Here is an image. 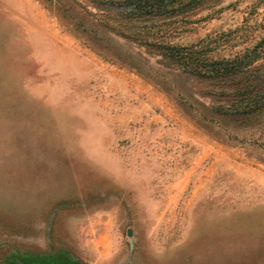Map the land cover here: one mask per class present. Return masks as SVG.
Returning <instances> with one entry per match:
<instances>
[{
    "label": "rangeland",
    "instance_id": "374dc122",
    "mask_svg": "<svg viewBox=\"0 0 264 264\" xmlns=\"http://www.w3.org/2000/svg\"><path fill=\"white\" fill-rule=\"evenodd\" d=\"M178 19L173 44L255 61L197 75L107 28L120 17L94 0H0V264H264V0ZM62 40L100 75L54 69L47 52L73 57ZM107 70L149 83L148 110L124 133H84L76 107L109 95Z\"/></svg>",
    "mask_w": 264,
    "mask_h": 264
},
{
    "label": "trees",
    "instance_id": "16d2710c",
    "mask_svg": "<svg viewBox=\"0 0 264 264\" xmlns=\"http://www.w3.org/2000/svg\"><path fill=\"white\" fill-rule=\"evenodd\" d=\"M221 0H94L116 10L120 27L105 21L104 25L118 35L149 48L156 49L186 72L202 76L229 75L249 66L255 57L236 56L233 59H212L209 41L190 45L172 43L179 35L178 18L218 4ZM168 20L164 26L160 22ZM124 26L126 28H124ZM123 27V28H122ZM125 29L129 30L126 31ZM249 58V59H248Z\"/></svg>",
    "mask_w": 264,
    "mask_h": 264
},
{
    "label": "crops",
    "instance_id": "0c3cea01",
    "mask_svg": "<svg viewBox=\"0 0 264 264\" xmlns=\"http://www.w3.org/2000/svg\"><path fill=\"white\" fill-rule=\"evenodd\" d=\"M61 43L62 45H60V47L62 48L61 54L63 57L65 56V50H68L67 47L69 48L70 52H72V50L74 52V49L76 47L70 45L68 46L67 43H65V41L63 40ZM42 52L43 50L41 49L37 50V53L39 55H42ZM54 52V49L52 53L47 52L48 62L54 67V69L63 70L62 72H65V74H69L72 77H76L78 79H81L83 77L91 78L100 75V73L102 72L100 71V65L97 61H93L91 57H81L76 50L74 54L73 52L71 53L73 57H71V60L69 62H66L64 59L62 62L60 60H56L57 55H55ZM88 61L90 63H88ZM119 71L125 72L124 70H116L112 72L107 70V74L110 76V79L107 80L105 85H107L109 88V95L105 96L104 98L101 96L98 98L96 96L98 94L97 91L99 89H102L101 86L98 87L99 89L92 91L93 96L92 98H90V103L93 106L92 113H86V109H84V107L80 105L76 107L77 115L86 118L88 121V130H86L84 133L93 135L97 134L100 128V126L97 127L98 123H101L103 127H105L108 134L122 132L124 133L127 121H129L131 118H138L140 114H142L141 112L148 110L147 100H145L144 97L141 98L139 92L142 94V96L145 94L148 95V93H150L151 91V86L149 85V83H146L142 78H137V81H135L134 74H128L127 81H124V79H122L123 81H120L121 79L117 77V75H121V72ZM129 80H131L132 83H136V87L139 88L138 91L127 92L129 88V86L127 85L129 84ZM110 93L112 94L111 96ZM53 95H51L52 102L56 103L58 98L56 95ZM110 103L115 107H119L120 104V111L116 112L114 116H110V118L105 119V116L102 113L104 111L108 112L109 108L110 110L113 108L112 106L109 107ZM83 105H85V103ZM64 132H67V130H65ZM89 140L90 138H85V148L88 151L92 152L91 155H93V157L89 160L94 161L99 165L102 164L100 165L103 167H101L102 170L108 175L110 174L111 176H114L117 171L107 169L109 165L108 160L105 158L101 159L97 156V152H93L95 151V148L92 147V144L90 143L88 145L87 141L89 142Z\"/></svg>",
    "mask_w": 264,
    "mask_h": 264
},
{
    "label": "water",
    "instance_id": "95a60500",
    "mask_svg": "<svg viewBox=\"0 0 264 264\" xmlns=\"http://www.w3.org/2000/svg\"><path fill=\"white\" fill-rule=\"evenodd\" d=\"M129 235H132V231L131 230H129Z\"/></svg>",
    "mask_w": 264,
    "mask_h": 264
}]
</instances>
